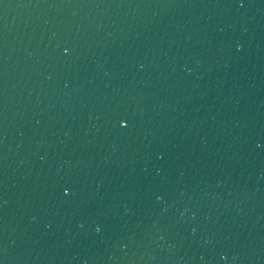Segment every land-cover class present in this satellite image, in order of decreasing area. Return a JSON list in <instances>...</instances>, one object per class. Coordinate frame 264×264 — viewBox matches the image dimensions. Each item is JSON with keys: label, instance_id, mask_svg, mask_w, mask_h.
I'll list each match as a JSON object with an SVG mask.
<instances>
[{"label": "water", "instance_id": "water-1", "mask_svg": "<svg viewBox=\"0 0 264 264\" xmlns=\"http://www.w3.org/2000/svg\"><path fill=\"white\" fill-rule=\"evenodd\" d=\"M0 264H264V0H0Z\"/></svg>", "mask_w": 264, "mask_h": 264}]
</instances>
